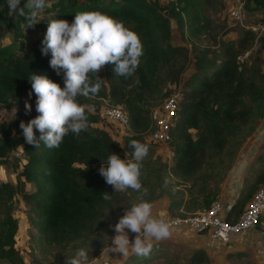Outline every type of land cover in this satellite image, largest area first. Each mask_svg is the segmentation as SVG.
Returning <instances> with one entry per match:
<instances>
[{"label": "trees", "instance_id": "obj_1", "mask_svg": "<svg viewBox=\"0 0 264 264\" xmlns=\"http://www.w3.org/2000/svg\"><path fill=\"white\" fill-rule=\"evenodd\" d=\"M24 2L21 0L20 7H23ZM51 2L52 7L47 11L50 16L44 22L57 18L71 23L77 11H100L122 21L138 34L143 53L135 73L128 78L115 76V66L108 64L104 67L108 94H105L104 81L99 73V93L82 96L87 100L89 97L95 99L107 96L112 105L124 107L129 115V127L122 133L125 135L123 151L129 152L131 158L130 141L135 139L146 144L144 135L150 130L151 107H148L147 100L151 95L158 97L157 94L162 100L167 95L166 92L160 94L162 85L167 80H176L185 71V66L181 64L176 67V54L182 55L184 61H187L188 54L184 52V46L172 43L171 21L182 27V16L196 10L201 0H174L166 2L167 6L163 4L164 7L150 0ZM251 3V8L264 10V0H251ZM22 23H26L25 18L18 13L9 15L7 0H0V28L11 29L20 36ZM261 23L264 24V18ZM47 26L37 38V46L30 47L24 53L16 52V41L0 45V102H6L7 95L15 91L28 95L31 84L27 79L32 72L46 75L63 87L62 73L57 75L50 67L51 53L45 56L41 52ZM252 34V31L246 30L236 41L223 42L225 58L196 60L197 70L186 81V89L179 98L178 118L171 130L169 145L173 152L172 165L167 167L164 163L158 166L153 180L150 177L154 168L148 170L150 164L147 159L142 162V189H146L144 200L152 203L166 195L170 200L169 215L180 212L183 199L175 200L173 194L164 187L165 170L178 180L179 185L183 184L190 191L188 204L183 206L186 208L184 212L208 208L216 201L218 187L208 185L207 180L212 176L206 170L213 167L214 158L222 161L220 156L226 152L229 158L232 157L237 146L251 136L256 125L264 119V72L260 67L261 58L256 57L251 65L240 64L236 59L249 44ZM2 37L3 34L0 35V41ZM259 40L260 51L264 53V36ZM29 98L32 106L30 113L26 114L24 105L21 111L13 114L9 122L0 124V166L5 164V157L18 146L22 145L25 156L16 184H0V261L4 260L7 264H23L15 249L14 237L18 227L8 204L15 194H20L29 203L33 215L38 217L34 223L39 226L44 241L65 245L74 240H89L103 224V210L110 208L113 201V187L99 174L101 163L106 162L110 152L124 159L120 143L98 123L95 111L87 113L88 130L79 135L70 132L59 148L50 149L43 143L39 148L27 144L24 137L19 135L22 132L19 124L21 121L27 123L39 115L35 94ZM77 99L80 104L88 105L80 97ZM110 125L119 131L122 129ZM12 127L17 131L11 133ZM34 132L39 139V131L34 129ZM259 140L261 152L258 160L264 165V141ZM26 182L34 185L32 192L24 191ZM263 183L264 168L245 191L242 188L243 196L240 195V198L227 205L226 220L236 221L252 194ZM105 192L109 193L111 199H103ZM197 196L201 197L200 202ZM261 219H264V213ZM195 233L205 235L202 232ZM156 242L153 241L152 251L147 257L131 251L125 264H156L154 260L163 253L161 243ZM190 261L193 264H208L210 257L204 249L198 248L192 251Z\"/></svg>", "mask_w": 264, "mask_h": 264}, {"label": "rangeland", "instance_id": "obj_2", "mask_svg": "<svg viewBox=\"0 0 264 264\" xmlns=\"http://www.w3.org/2000/svg\"><path fill=\"white\" fill-rule=\"evenodd\" d=\"M150 1H155L163 7L164 5L167 6L165 1ZM47 3L50 7H46L38 16L40 22L29 27L27 30L21 29L20 36L11 29L4 30L0 28V35L3 34L0 45H8L16 41L17 53H24L30 47L35 46L37 38L42 35L43 29L47 26V22H44V20L50 16V13L47 11L52 7V2L51 0H47ZM251 5H253L251 0H201V5L197 6L196 10L191 11L189 15L184 14L182 16V27L171 21V41L174 45L185 47L186 51L184 52H187L188 59L184 61L182 55L176 54V67L181 64L185 66V71L176 80L172 82L167 80L162 85L160 94L166 92L167 95H176L180 98L182 92L186 89V81L197 70L195 67L196 60H220L225 58L222 48L223 42L236 41L246 30L252 31L253 37L250 36L249 44L245 49L241 50L240 55L249 51L248 57L245 60L243 59L249 65L254 64L255 58L259 56L261 58V71L264 72V53L260 51L259 46V39L264 34L263 26H261L264 10L251 8ZM238 6H240V10L231 12ZM20 46L22 47L21 49ZM99 73L102 75L104 81L105 94H108V81L104 77V67ZM157 95L158 97L156 95L149 97L147 100L148 107L158 106L167 96H164L161 100L159 94ZM79 97L85 101V104H91L96 112L102 108L113 106L107 96L95 99L89 97L88 100L82 96ZM154 97H157L156 100H153ZM26 102L30 104V98L29 95H25L24 93L15 91L7 95L6 102H0V124L9 122L14 113L23 109ZM101 124L111 137L123 146L121 147V154L125 158L126 152L123 151L125 135H122L125 129H120L119 131V129H116V127L110 125L108 122ZM10 131L14 133L17 130L12 127ZM19 135L23 137L22 132ZM258 139L264 141V119L256 125L254 133L246 138L241 145L237 146L236 151L232 153V157L229 158L228 152H226V154L220 156L222 161L214 158L215 163H213V167L207 169L206 173L212 176L207 180L208 185L210 187H218L215 200L226 201L231 197H233L232 201L237 200L243 196V194L241 195L242 188L245 191V188L247 189L252 181H254L255 176L263 170L264 165L258 160L261 152V143L260 140L258 142ZM146 145L149 147V152L145 159L150 164L148 170H153L152 168H154L151 174L152 177H150L154 180L153 176L156 175L158 166L161 167L164 163L167 164V167L172 165L173 152L169 144L152 145L146 142ZM24 157L22 145L18 146L5 157V164L0 166V184H16L18 173L25 163ZM167 172L165 170L164 177L166 179L164 187L173 194L175 200L183 199V206H186L190 197V191L183 184L179 185L178 180L174 179L169 173L167 174ZM198 184L201 183L198 181ZM197 187L196 185L195 188ZM34 189L32 183H25L24 191L32 192ZM144 189L140 192L131 189L125 192H115L113 188V201L110 208H105L102 212L101 219L103 220V224L99 230L89 240H74L65 245L48 243L42 239L41 230L34 223L38 217L33 215L29 203L20 194H15L8 201V204L11 206V215L18 227L14 237L16 252L21 257L23 264H65V259L74 255L80 248L89 251L90 259H99L103 250V257H109L113 264H125L126 257L131 250L125 256L112 252L107 254V245L110 243L111 237L115 235L114 225L124 215L125 207H130L133 203L144 200L146 194ZM166 197V195H162L159 197L160 199L163 198L162 200L157 199L151 203L153 205L154 216H157L160 213V209L164 208L166 203H169L166 201ZM197 199L198 202L201 201L200 196H197ZM229 202L226 201V203ZM183 206L182 209L184 211L186 208ZM170 232L169 238L156 242L161 243L163 253L160 258L155 259L154 262L152 261L153 263L193 264L190 261V255L192 251L199 248L206 249L205 251H207L210 257L208 264H264V219L259 221L251 233L237 236L233 241L225 242L226 244L224 245L219 242H210L206 237H203L205 235L197 234L189 229H177ZM256 233L257 236L255 235ZM134 237L135 234L129 232L130 241L134 240ZM0 264H7V262L1 260Z\"/></svg>", "mask_w": 264, "mask_h": 264}, {"label": "clouds", "instance_id": "obj_3", "mask_svg": "<svg viewBox=\"0 0 264 264\" xmlns=\"http://www.w3.org/2000/svg\"><path fill=\"white\" fill-rule=\"evenodd\" d=\"M20 4L21 0H7L9 15L18 13L25 18L26 23L20 25L22 30L40 22L38 16L46 7H50L47 0H25L23 7ZM47 25L41 52L45 56L51 53L50 67L57 75L63 74V87L46 75L32 72L27 79L31 84L28 95L31 97L35 94L39 115L27 123L21 121L19 127L27 144L39 148L43 143L51 149L59 148L70 132L79 135L88 130L87 113L94 111V107L80 104L77 98L99 93L100 70L113 64L115 76H132L139 65L143 45L136 32L122 21L100 11H77L71 23L52 18ZM261 26L264 27V24L261 23ZM25 108L26 114L32 110L27 102ZM34 129L39 131V139ZM129 147L132 149L131 158L129 152L124 159L110 152L99 168V174L115 192L142 190L141 168L149 147L135 139L130 141ZM103 199L109 200L111 196L105 192ZM114 231L115 235L107 245V254L120 253L122 256L131 250L138 256L147 257L152 251L153 241H161L171 235L170 224L154 216L153 205L146 200L125 207L124 215L114 225ZM129 232L135 234L132 241ZM103 255L102 250L99 259H90L89 251L80 248L65 259V264H96Z\"/></svg>", "mask_w": 264, "mask_h": 264}, {"label": "built area", "instance_id": "obj_4", "mask_svg": "<svg viewBox=\"0 0 264 264\" xmlns=\"http://www.w3.org/2000/svg\"><path fill=\"white\" fill-rule=\"evenodd\" d=\"M240 10V6L231 12ZM230 12V14H231ZM264 30V27H263ZM249 51L238 55L240 63L248 57ZM179 98L169 95L156 107L150 109V130L144 135L146 142L152 145L169 144L171 130L178 118ZM96 112V111H95ZM99 123L108 122L122 129L129 127V115L122 106H109L96 112ZM225 201L216 200L208 208L184 212L175 215L158 216L170 224V231L189 229L202 232L210 242H228L237 236L251 232L264 213V186L259 187L248 200L237 220H226ZM204 236V237H205ZM96 264H113L109 257H102Z\"/></svg>", "mask_w": 264, "mask_h": 264}, {"label": "crops", "instance_id": "obj_5", "mask_svg": "<svg viewBox=\"0 0 264 264\" xmlns=\"http://www.w3.org/2000/svg\"><path fill=\"white\" fill-rule=\"evenodd\" d=\"M232 198L233 197H231V198H229L228 200H226L227 202H229V203H226V201H225V204H226V206L228 205V204H230L231 203V201H232ZM163 199V198H162ZM162 199H160V200H162ZM166 201L167 202H169V199L166 197ZM233 202V201H232ZM179 211L180 212H177L178 214H180L182 211H183V209L182 208H180L179 209ZM169 211H168V204L166 203V205H165V207L164 208H161L160 209V213L156 216V217H158V216H167V215H169ZM253 231V230H252ZM251 231V232H252ZM251 232H249V233H251ZM256 236H257V233L255 234ZM204 237V236H203ZM206 237V236H205ZM207 238V237H206ZM230 241H233V239H231ZM230 241H228V242H230ZM227 242V243H228ZM219 243H221L222 245H224V244H226V243H222V242H219ZM230 246V245H229ZM204 250H206V249H204ZM131 252V251H130ZM207 252V251H206Z\"/></svg>", "mask_w": 264, "mask_h": 264}]
</instances>
